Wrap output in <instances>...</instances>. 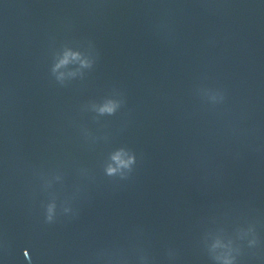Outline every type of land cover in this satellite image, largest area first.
Segmentation results:
<instances>
[{
	"label": "water",
	"instance_id": "1",
	"mask_svg": "<svg viewBox=\"0 0 264 264\" xmlns=\"http://www.w3.org/2000/svg\"><path fill=\"white\" fill-rule=\"evenodd\" d=\"M0 264H264V0H0Z\"/></svg>",
	"mask_w": 264,
	"mask_h": 264
}]
</instances>
